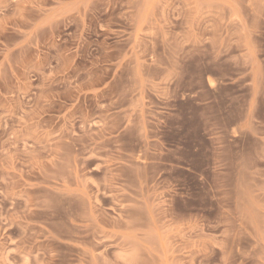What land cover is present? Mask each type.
I'll list each match as a JSON object with an SVG mask.
<instances>
[{"label": "rangeland", "instance_id": "rangeland-1", "mask_svg": "<svg viewBox=\"0 0 264 264\" xmlns=\"http://www.w3.org/2000/svg\"><path fill=\"white\" fill-rule=\"evenodd\" d=\"M0 264H264V0H0Z\"/></svg>", "mask_w": 264, "mask_h": 264}]
</instances>
